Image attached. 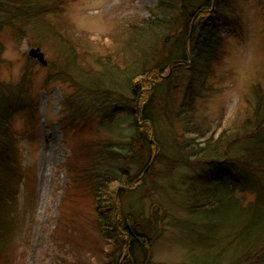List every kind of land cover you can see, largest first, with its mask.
<instances>
[{"label": "rangeland", "instance_id": "rangeland-1", "mask_svg": "<svg viewBox=\"0 0 264 264\" xmlns=\"http://www.w3.org/2000/svg\"><path fill=\"white\" fill-rule=\"evenodd\" d=\"M22 2L25 9L35 3ZM39 2L42 6L49 4L48 0ZM225 4L219 7L220 16L202 25V40H222L220 58L211 66L213 75L205 71L202 76L206 83L202 85L197 72L183 70L179 93L173 100L176 112V107L193 93L192 107L187 108L190 115L170 114L169 119L164 115L158 120L154 133L160 146L153 152L150 177L114 203L116 215L120 207L123 213H132L149 224L152 241L145 264L262 263L259 251L250 257L256 249L250 241L256 237L246 235L249 215L241 210L254 206L255 191L241 189V180L233 186L227 183L228 172L244 171L241 167L245 165L238 163L253 160L247 154V143L240 138L230 140L229 152L223 155L225 161L212 170L194 163L191 167H168L172 164L156 161L161 154L179 161L189 159L192 149L204 140L217 139L222 131L250 116L256 100L254 88L264 90V0H225ZM156 5V0H68L61 11L40 19L20 11L6 15L4 21L1 17L6 13L0 12V21L12 22L0 29V98H6L7 93L18 95L10 101L16 108L10 115L9 131L1 123L0 131L16 137L12 144L21 151L22 176L18 184L4 181L14 196L1 208L9 213L4 219L13 224L9 229L0 226V264H114L120 255L121 264L127 258L126 242L121 247L100 235L93 197L82 184L83 179L74 184L66 172L70 157L67 145L82 152L76 154L77 164L86 168L96 160L101 145L109 150L124 147L127 133L134 128L130 113L122 112L132 104L128 79L142 68H131L132 61L122 66L116 58L119 55L111 54L124 48L129 40L127 30L148 18ZM56 32L71 40L84 65L94 63L95 57L114 56L106 71L97 65L93 71L104 76L111 93L118 94L119 100L109 94L113 99L110 103L119 109L114 114V128L106 127L110 126L108 120L102 121L101 98L74 89L70 79L59 74L66 59ZM32 48L40 49L46 67L28 58ZM113 65L121 71L113 74ZM124 100L129 104H123ZM103 112L111 116L114 108ZM248 170L249 180L261 185V169L250 166ZM211 179L223 182L236 203L217 214L189 211L199 204L194 193L202 194L203 202L213 201L202 187ZM191 188L195 192L190 193ZM119 247L122 252L116 250Z\"/></svg>", "mask_w": 264, "mask_h": 264}, {"label": "trees", "instance_id": "trees-1", "mask_svg": "<svg viewBox=\"0 0 264 264\" xmlns=\"http://www.w3.org/2000/svg\"><path fill=\"white\" fill-rule=\"evenodd\" d=\"M33 1H35L34 4L31 0H25V2L32 3L30 9H25L22 0H0V12L6 13L4 17L0 16L1 19L4 21L7 18L6 15L17 14L20 11H28V13L26 12L27 16L40 19L47 13L61 11L68 0H48V6H42L39 0ZM156 2V8L150 11L148 18L142 19L137 24H132L131 29L127 30L129 40L125 42L124 48L119 49L116 54H111L119 55L116 58L122 66H126L128 61H132L131 68H142L140 73L128 79L132 104L124 100L123 104L129 105L126 109H122V112L130 113L134 128L130 133H127L128 140L124 147L120 150H109L101 145L96 151V160L86 168L77 164L76 154L82 152L67 145L70 157L67 159L66 172L69 177L71 176L72 183L77 184V181L82 178V184H85L90 190L96 213L95 221L100 235L104 241H113L115 245L121 247L125 246L127 240L128 256L121 264H145L150 257L152 237L147 231L151 229L149 224L143 223L134 214L123 213L119 207L120 213L116 215L113 211L115 200H119L127 190L144 183L150 177L153 152L160 146V142L154 133L158 120L164 115L166 119H169L170 114L179 117L190 115L187 108L192 107L193 93L189 95L190 93L184 91L190 98H185L181 105L176 107V112L173 100L174 96L179 93L180 76L183 70L197 72L202 77L199 81L205 85L206 78L202 74H205L206 71L209 76L213 75L211 66L218 62L222 51V40L219 38L217 40H202L201 32L202 25L206 21L211 22L220 16L219 7L226 5L225 0H177L175 4L164 0H156ZM40 6L41 8H39ZM176 15L178 17L175 23ZM3 21H0V29L1 26L12 24V22ZM234 29L239 32L237 25L234 26ZM190 32L191 37L189 36ZM56 35L64 48V58L66 59L59 74L67 76L74 89L101 98L104 102L102 104L103 111L114 108V112L109 114L111 116L101 111L102 121L108 120L110 123V126L106 127L114 128V114L115 111L119 112V109L110 102L113 99H118V94L111 93L104 81V76L93 72L96 65L100 66L102 71H106L107 65L112 63L114 56L104 59L95 57L94 63L84 65V63L79 62L80 54L76 52L73 43H70L71 40L57 32ZM190 55H194V60H190ZM82 56L83 54H81ZM120 58L124 59L125 62L122 63ZM111 67L113 74L121 71L119 66L113 65ZM254 89L256 100L252 105L250 116L240 122L238 121L234 127L222 131L217 139L208 138L204 140L198 148L192 149L189 159L179 161L161 154L156 161L171 163L172 165L168 167H177V165L191 167V164L194 163V166H205L212 170V168L216 169L218 165L223 164L225 159V157L223 159V155L229 152L230 140L240 138V141L247 143L249 145L247 154L248 156L251 155L253 160L238 163L245 165L241 167L244 171L233 174L228 172L230 182H227V179H223V181L233 186L236 181L241 180V189L255 191L254 206L247 205V208L250 207L248 210H241L244 214L246 212L249 215L245 222L246 235L249 238L252 235L256 237L250 241L252 247H256V249L255 251L252 249V253L248 254L251 257L259 251L262 256L260 259L262 263L260 264H264V90L259 86ZM109 94L116 98L112 99ZM4 97L0 98V104L3 105L0 106V123L9 131L10 115L16 108L13 106L16 103H12V105L10 101L18 98V95L10 96L7 93L6 98ZM96 98L94 99L98 100ZM184 125L188 127V123ZM7 131H0V226L7 225L8 228L13 222L4 219L9 213L2 210L1 206L10 200L14 194L11 187L4 181L5 179L15 180L18 184L20 181L22 182V176L19 174L21 151L12 144L13 139L16 138L15 135L7 137ZM250 166L256 167V170L261 169L260 178L263 181L261 185L249 180L248 169ZM132 168L135 171H132ZM222 172L223 170H221ZM202 187L210 194V197H213V201L203 202L202 198L200 199L202 194L194 193V196H198L199 204L189 207V211L217 214L219 211L225 210L229 204L236 203L231 190H228L223 182L215 183L211 179L209 185L203 184ZM191 192H195V189L191 188ZM121 247L116 248V250L122 252L123 248ZM104 251L102 248V252ZM116 260L118 261L114 264H119L122 260L121 255Z\"/></svg>", "mask_w": 264, "mask_h": 264}, {"label": "water", "instance_id": "water-1", "mask_svg": "<svg viewBox=\"0 0 264 264\" xmlns=\"http://www.w3.org/2000/svg\"><path fill=\"white\" fill-rule=\"evenodd\" d=\"M28 56L29 58L36 60L42 66L47 65V62L44 60L43 54L40 52L39 48L30 49L28 52Z\"/></svg>", "mask_w": 264, "mask_h": 264}]
</instances>
